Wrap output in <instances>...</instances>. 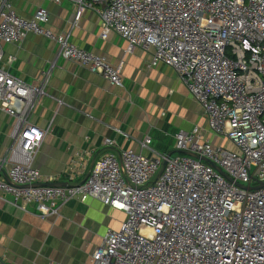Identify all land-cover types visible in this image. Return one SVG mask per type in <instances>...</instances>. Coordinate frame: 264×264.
<instances>
[{"label": "built area", "instance_id": "2783aa9c", "mask_svg": "<svg viewBox=\"0 0 264 264\" xmlns=\"http://www.w3.org/2000/svg\"><path fill=\"white\" fill-rule=\"evenodd\" d=\"M69 1L76 7L70 25L54 33L47 8L27 18L0 0V111L13 118L11 145L0 155V199L22 210L32 204L41 217L71 199L122 211L125 219L106 231L89 264H264V0ZM86 9L99 16L100 38L113 31L127 53L152 49L148 66L172 69L203 108L206 129L230 146L203 139L194 125L174 134L171 153L108 150L81 182L36 185L47 182L33 166L45 130L28 117L44 84L10 74L3 45L43 35L63 59L122 86L120 65L71 39ZM150 143L146 136L140 146ZM103 145L113 149L116 141L105 137Z\"/></svg>", "mask_w": 264, "mask_h": 264}, {"label": "crops", "instance_id": "0c3cea01", "mask_svg": "<svg viewBox=\"0 0 264 264\" xmlns=\"http://www.w3.org/2000/svg\"><path fill=\"white\" fill-rule=\"evenodd\" d=\"M9 1L27 18L37 8H47L46 27L54 33L68 29L76 10L69 0ZM99 32L98 14L86 9L72 29L71 39L110 64L120 65L122 86L63 59L57 43L43 35L30 32L3 45V64L10 74L33 86L44 84L45 93L28 118L45 130L33 166L47 182L83 181L94 161L108 150L130 148L148 157L171 153L174 134L194 125L204 129L203 139L230 146L206 129L203 108L172 69L148 66L152 49L127 53L126 43L117 33L112 31L102 39ZM11 56L14 60L8 63ZM12 122V117L0 111V155L11 145ZM146 136L151 138L150 148L140 146ZM105 137L115 139L113 149L103 145ZM70 172L73 180H69ZM0 176H5L4 168ZM124 219L122 211L95 198L71 199L47 217L39 216L32 204L22 210L0 199V264H89L90 254L106 231L117 229Z\"/></svg>", "mask_w": 264, "mask_h": 264}, {"label": "water", "instance_id": "95a60500", "mask_svg": "<svg viewBox=\"0 0 264 264\" xmlns=\"http://www.w3.org/2000/svg\"><path fill=\"white\" fill-rule=\"evenodd\" d=\"M185 154H189V155H194L193 153L191 152H187L185 151L184 152ZM195 156V155H194ZM216 170H218L219 172H222V170L218 167V166H215ZM36 185H51V186H59V185H65V184H62V183H53V182H41V183H36ZM262 186H264V183L262 184Z\"/></svg>", "mask_w": 264, "mask_h": 264}]
</instances>
